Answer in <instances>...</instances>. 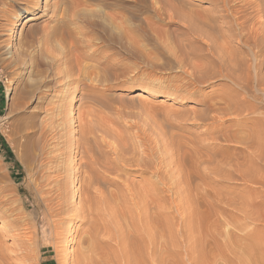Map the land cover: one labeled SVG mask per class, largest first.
Here are the masks:
<instances>
[{"label": "rangeland", "instance_id": "374dc122", "mask_svg": "<svg viewBox=\"0 0 264 264\" xmlns=\"http://www.w3.org/2000/svg\"><path fill=\"white\" fill-rule=\"evenodd\" d=\"M53 1L55 0H38L35 15L31 14L34 19L27 21L29 14H24L22 19L16 21V13L27 6L26 0H0V21H3L0 37V264H30L29 261L21 260L20 256H17L21 253L17 251L10 231L16 230L21 235L27 224L37 223L46 212L45 198L53 196L48 194L50 186L42 179L46 170L41 166L45 150L41 148V142L36 145V134L39 133V120H42L41 116L44 114L42 106L45 102L58 98L65 88L79 98L74 102L76 115L71 128L74 133L73 139L77 137L79 141V125H90L94 135H98H95L98 142L102 143L101 148L105 150L107 147L104 142H112L115 145L123 141L149 143L156 160L160 158L162 176L158 179L150 173L139 174L138 170L132 169L133 166L126 167L122 164L120 166L122 170L110 175L100 167V171L108 176V183L102 185V189L100 187V190L104 189L100 196L104 199L98 197L100 200L96 201L95 216L92 219L81 214L76 215L74 208L85 206L83 196L79 198L78 181L83 176L80 172L83 170L82 164L79 162L81 160L83 163L85 159L81 153L77 154L74 151L78 144L77 141L74 142L70 148L74 162L72 161L70 167L75 164H79V167L75 165L74 172L70 171L72 175L70 180H73L67 189L68 200L64 203L65 208L63 207L65 213L58 216L63 226L70 222V229L66 230L61 225L54 228L42 227L40 231V228L36 227L39 233L31 246H37L38 251L27 252L29 256H37L39 264H59L57 258L66 255L65 264H74L77 250L92 240L91 243L98 248L103 245L100 247L102 251H99L102 253L94 258L98 264H105L104 261L109 256L112 259L117 254L125 256L119 258V264H128L127 257L131 261L135 256L141 264L140 249H143L145 242L148 244L154 239L158 241L159 247L157 244L156 247L160 252L159 264H264V141L258 143L260 140H257L258 133L264 131L257 129V113L252 114L244 109L241 113L232 112L229 116L225 114L226 111L225 113L218 111L219 107H225L218 101L219 95L233 84L226 79H219L217 76L209 77L208 82L206 80L191 83L193 76L206 72L209 76L212 69L218 68L217 59L208 58L206 42L207 38L215 39L227 29V23L219 17L225 13L220 11L221 8H217L222 3L219 5L218 0H82L83 5L78 8V14L80 13L82 18L87 17L85 19L89 21L97 20L110 27L111 15L118 14L128 18L134 29L144 28L147 31L144 38H139L143 47L131 54L125 55L120 43L113 44L110 52L116 53L118 63L124 62L127 56L128 68L126 71L121 66L114 70H100L101 74L116 79L109 85L97 84V94L100 97L102 95V99L98 101L88 97L89 87L87 90L84 86L88 83L85 80L87 74L78 71V68L87 65L86 69L91 70L95 63L82 57L76 60L77 52L72 53L74 51L72 42L80 36L76 26H82L83 22L68 25L75 32V34L72 32L73 39L64 36L66 39L63 40L61 35L47 37V32L53 26L61 24L59 20L63 16L60 12L54 20L47 18L45 13ZM68 1L60 0L63 2L61 7L66 6ZM44 4L48 5L42 12ZM159 6L161 10L158 20L155 8ZM229 16L231 18L232 13ZM29 24L33 32L27 36L25 30ZM10 29H14V34ZM82 29L84 33L92 35L93 39L107 37L101 26L91 25ZM8 32L10 33L6 35ZM12 34L15 39H11ZM58 37H61L60 42L56 41ZM109 42L112 41L109 39ZM224 43L226 47H233L235 53H240L238 48L244 50L241 43L234 39L232 41L226 38ZM80 45L84 50L87 49L82 43ZM225 50L222 53L226 52L224 56L227 57L230 54ZM219 54L221 55V52ZM231 56L230 58L236 60L235 54ZM65 57L70 59L67 66L73 68L72 75L65 79L60 77V73L57 77H52L54 67L65 66L62 62ZM78 60L80 62L83 60V63ZM251 61L249 63H252ZM101 68L103 67L100 66L99 69ZM75 70L77 72L74 73ZM249 72L254 73L253 64ZM262 72L264 64L261 66ZM76 73L77 77L74 76ZM179 81L191 83L184 85L181 94L183 92L186 94L192 89L193 95L183 94L186 98L180 100L179 97L165 98L161 95L141 93L144 86L152 83L158 92L169 91L170 85L177 82L179 84ZM64 84H67L65 88ZM252 90L246 94L245 99L261 105L259 110L264 112L261 92H257L260 99H254L249 95L254 92L256 94V91ZM209 102L214 105H208ZM76 116L79 118L82 116L85 121ZM26 142L30 143L29 146ZM130 152L132 155H128L130 156L128 159L134 163V160L140 157L139 151ZM21 153L23 160L19 161L17 156ZM133 155L136 157L134 160ZM115 157V154L109 156L113 159ZM156 160L153 159L154 164ZM201 174L204 176H200ZM145 179L156 183L151 187L144 183ZM108 185L112 186L109 190ZM153 188L160 189L159 197L154 195ZM118 189L119 191H116ZM69 193H72V196ZM113 193L115 198L111 200ZM105 197H109L110 200ZM53 220L57 221V218ZM93 224L99 229L94 238L88 234L89 228H92L90 225ZM50 236L54 238L51 239ZM80 238H84L85 241ZM95 238L96 241L93 243ZM105 242L110 243L111 248ZM102 248L106 253L109 252L107 253L109 255H106ZM127 251L130 256L127 255ZM147 251L149 252L147 255L151 256L154 248L150 245ZM153 263L150 260L148 264Z\"/></svg>", "mask_w": 264, "mask_h": 264}, {"label": "bare ground", "instance_id": "6f19581e", "mask_svg": "<svg viewBox=\"0 0 264 264\" xmlns=\"http://www.w3.org/2000/svg\"><path fill=\"white\" fill-rule=\"evenodd\" d=\"M81 1L82 0H69L68 1L69 3L66 4V6H64V7H61V5H62V3L64 1L61 3L60 0H55V1H53L51 3L50 8L48 9V12L46 11V13H45L47 18L51 19V20H54L58 16V14L60 12H61V15H63V16H62L61 20H59V22H61V24H58V25L56 24L55 26H53L50 29V31L47 32V34H48L47 37L48 36H50V37L51 36H55L56 37L58 35H61V37H63V38H64V36H66V37L68 36V37H72V39H73L74 37L72 36V32H74V30L72 31V29H70V27L68 25L69 24L77 25V24H80V23L83 22L82 26L81 25H77L76 29L78 30V34L80 36H83L84 38H81L79 35H77L80 38L77 37V38H75V40H73L72 44H73V50L74 51H72V53L77 52V54L75 53V55H76L75 59L76 60L78 59V57L79 58L82 57L84 59L91 60L92 62L95 63V64H93V67L90 66L91 68H93L91 70H87L86 69V67L88 66L87 65L85 67H80L81 69L78 68V71L82 72L83 74L84 73L87 74V77H86L85 80L88 83L86 85H84V86L86 87L85 89H87V90H88V87H89V91L86 90L87 93H89L88 97L89 98L91 97L93 100L100 101V99H102V95L100 97L97 94L98 93L97 84H99V86L103 85L102 83H107L109 85L110 83L113 82V80L116 79V77L112 78V77H107V75L105 76L104 74H101L100 70H102V69L103 70H107V69H109V70L113 69L114 70V68H117L118 66H121V68H123L124 71H126L127 68H128L127 56L125 57V61L124 62L118 63V61H116V57H115L116 53L114 51L110 52L111 51L110 49L113 47V44L114 43H120V48L124 51L125 55L126 54L127 55L131 54L134 50H139L141 47H143V43H140L139 38L140 39L144 38L145 34L147 33V31L144 28H140L138 30L134 29V25H132L129 22L128 18H124L123 16H120L118 14L117 15L114 14V16L111 15V18H110V21H109L110 27L101 24L97 20L89 21V20L85 19L87 17L82 18V16H80V13L78 14L79 6L83 5L82 4L83 2L81 3ZM140 1H142V0H140ZM218 1H220L219 5H220V3H222V5L219 6V7L217 6V8H221L220 11L225 13L224 15H220L219 17H221L223 19V21H225L227 23V29H226V31L220 33V36L215 38V39H212L210 37H209L210 39L207 38V42L208 43L206 42V44L208 46V48H207L208 58L209 57L210 58L211 57L212 58L215 57L217 59L218 63H219L218 68L217 69H212L210 71V73H209V76H208V72H206L205 74L201 73L200 75H196V76H193L192 78L191 77H189V78H191V83L192 82L194 83L196 81L203 82V81H206V80L208 82L209 77L211 78V77H217V76L220 77L219 79H226V80L232 82L233 83V84H231L232 86H230V87L228 86L227 90H225L224 92H222L219 95V100L218 101H221L225 105V107H219L218 111L221 110L224 113L226 111L225 114H228V115L229 114L231 115L232 112H235V114H236L238 111L241 113L244 109L249 111V112H251L252 114L253 113H257V115H256V117L258 119V125H257L258 128L257 129H261V130L264 131V114H263L264 112L262 111L263 112L262 113L259 110V108H261V105H258L257 103L251 102L248 98H246V99H248V101L245 99L246 94L252 92L253 91L252 89H254L256 91V94L254 92V93H251L249 95H251L254 99H260L258 97L259 95L257 96V92H261V95H262L261 96V100H262V102L264 101V72L261 73V66H262V64H264L263 63V59H264V0H218ZM236 4L238 6H236ZM26 5H27L26 7L20 9L16 13V16H15L16 21L22 19L24 17V14H29L28 17H27V21L34 19L31 14H34L35 9L38 8V0H26ZM47 5L44 4L42 12H44V10H46L45 7H47ZM160 10H161L160 6L155 8V12H156V16L158 17V20L160 19ZM216 12H217V9H216ZM230 13H232V17L231 18H229L230 17L229 16ZM4 15H6V14H4ZM83 15L86 16L85 14H83ZM6 16H8V15H6ZM40 16H41V14H40ZM40 16H38V17H40ZM87 16H88V14H87ZM88 18H91V17H88ZM215 20H217V19H215ZM1 22H3V21H0V37L2 35L1 32L3 31V30L1 31L2 26H3V24L1 26ZM4 22H6V21H4ZM189 24H191V23H188V25ZM91 25L101 26L104 29V31H105V33H106L108 38L103 36V37H100V38L97 37V38L93 39L91 37L92 35L90 36L87 32L84 33V30L82 29V27L89 28V26H91ZM188 25H187V27H188ZM7 29H9V28H7ZM30 29H31V26L29 24V26L25 30V35L28 36V35H30L33 32ZM11 30L12 29H10V31ZM9 33L10 32L6 33V35H8ZM12 33L14 34V29L12 30ZM13 34L11 36V39H15ZM74 34H75V32H74ZM61 37H58L59 40H57L58 39L57 38L56 41L60 42V38ZM87 37H88V39H87ZM226 38L230 39L232 41L234 39V41L236 40V42H240L242 47H244V50H240V48H238L240 53H235V50H233V47L229 46L230 49H229V47H226V44L224 43V39H226ZM51 39H53V38H50V40ZM65 39L66 38H64L63 40H65ZM109 39H110V41H112L111 43L109 42ZM46 40H48V39H46ZM80 43H82L83 46H85L87 49L84 50V48L81 47ZM106 43H108V44H106ZM68 44H70V43H68ZM225 48H228L230 50V52H231L230 53L228 51V49H226L229 52V54H230V55L228 54L229 56H227V57L224 56V55H226V52H225V54H223ZM67 50H69V48ZM222 51H223V53H222ZM67 52L71 53V51L70 52L67 51ZM219 52H221V55L219 54ZM236 52H237V50H236ZM234 54H235L234 57H236V60H235V58H234V60L232 58H230V56L234 55ZM247 57L252 58L251 59L252 61L249 60V58H247ZM258 57H259V59H257ZM82 58H80V59H82ZM62 59H63V57H62ZM68 60H70V59L68 57L67 58L65 57L64 60L62 61L65 64L64 67H60V66L54 67L53 66L54 69H52L53 67H51L52 75H53L52 77H54V76L57 77V75L59 73L61 74L60 77H62L63 79L68 78V77H70L72 75L73 72H71V70L73 68L70 69V66L69 67L67 66ZM248 60H249V62L251 61L252 63H249ZM78 61L80 62V60H78ZM58 62H56V63H58ZM252 64H253L254 73H255L254 76H253V74H254L253 72H251V73H253L252 76L250 75L251 73L249 72V69H250ZM53 65H54V63H53ZM68 65H70V64H68ZM61 66H62V64H61ZM100 66L103 67V68L99 69ZM90 67H88V69ZM61 69H63V71H60ZM75 72H77V71L75 70L74 73ZM75 75H77V73L74 74V76ZM75 77H77V76H75ZM75 77H73V78H75ZM55 78L53 80H55ZM79 78H78V80H82L83 79V78H81V79H79ZM178 78H179V76H178ZM57 79H59V78H57ZM181 79H182V77H181ZM184 80H185V78H184ZM73 81H75V80L73 79ZM171 81H172V79H171ZM70 82L71 81H69V83ZM184 82H182V81L180 82L179 81V84H177L178 82L176 84H174V82H173L174 85H172V84H171L172 86L170 85V89L168 88L169 91H163V92H158L157 89L154 87L153 83H152L153 85L150 84V85L144 86L142 89L141 88L140 89L142 91L141 93H144V94L147 93L149 95H156V96L157 95H161V96H164L165 98L166 97H172V98H178L179 97L180 100H183L184 95L185 96L187 94L190 95V94H192L191 92H193V91H191L192 90L191 89V90L188 91V93L184 94L185 92H183L184 95L181 94L183 88L185 87L184 85L189 83L188 81H186L185 83ZM52 83H51V85H52ZM191 83H189V85H191ZM55 85H53V86L55 87ZM70 85H71V83H70ZM65 86H67V84H64V87L63 86L62 87L65 88ZM73 86L74 85H72V87ZM48 87L49 86H47V88H46L47 90H48ZM60 89H58V90H60ZM65 89H62L61 93L59 92L60 96L58 98H56V99L53 98L55 100H53V101L49 100V101L45 102V105L42 106L41 109L44 111V114H42L43 117L41 116L42 120H39L40 127H38V128H40V130H38L39 133L36 134L37 135L36 145L39 142H41L42 143V147L41 148L45 150V156H44V158L42 157L43 158V162H42L43 165H41V166L46 168V170L44 169L45 170V174L42 173L43 174L42 175V179L44 180L46 185L50 186V190H48V194H51L54 197L51 196V198H49V199H48V197L45 198L46 202L45 203L43 202V203L45 204L44 206H46V208H45L46 212H44L42 214V218L40 220L38 219L39 221L37 223L31 224V225L27 224L25 226L26 228L23 230L24 232H22V234H21V235H23V237H20L21 235H19V233L16 232V230L10 231L11 232L10 236L12 237V239L16 243V249H17V251L19 253H21V254H19L17 256H20L21 260L29 261L30 264H39V262L37 260V256L31 257V256H29V254H27V252L34 251L35 253H37V251H38L37 246H35V245L33 247L31 246V245H33L32 243H33V240L35 239L36 235L39 233L38 232L39 229L37 230L36 227H39L40 231H41L42 227H53L54 228V227H61V225H62V220H58V216L61 215L62 213H65V211H64L65 210L64 209L65 208L64 203L68 200L67 189L69 188L70 184L72 183L71 181L73 180V179L70 180V177L72 178V175H71L70 171H73L74 166L76 165L75 164L73 167H70L71 166L70 164L74 162L72 160V156H71L73 153H72V150L70 149V148H72L71 146L74 145V142H76V141L78 142V144L75 147L76 149L74 151H76V153L77 152L81 153L83 155V158L85 159L83 163L81 162V160L79 162V164L80 163L82 164L81 166H82L83 170H80V172H81V174H83V176L81 177V179L78 180V181H80V188H79L80 197L79 198H81L83 196V200H84V205L85 206L84 207H82V206L79 207L78 206L77 208L75 207L76 209L73 207L74 211H75L74 213H76V215L81 214L83 217H86L88 219H92L95 216L94 210H95V207L97 206L96 201L100 200L99 198L104 199L103 197H100L102 195L101 193L104 191V189L100 190V187L102 185H106V183H108L107 182V177L108 176L106 177L105 174L109 172L110 175H111V173L112 174L113 173H117L118 170H120V169L122 170V167L120 168L121 164L125 165L126 167H132L133 166L132 169L138 170L139 174L150 173V174L154 175V177H156L158 179H161V176H162V170H161L162 166L160 165V158H157V160H156V158L154 156V153H153L154 151H153L152 147L149 145V143L145 144L142 141H138V142H125V141H123V143L120 142V144L115 145L112 142L111 143H106V142H104L106 140H104L103 142H104V144L107 147V149L105 150V148L104 149L101 148L102 147V143L100 144V142H98V139L95 137V135H97V134L94 135V132L92 130V126H90V125H86V126L79 125V127H80V129H79L80 135L78 136L79 141H78L76 136H75L76 140L73 139V136H74L73 134L74 133L72 132L71 128L73 127L74 120H75V115H76L75 114L76 112L74 110V102L77 101L79 98L76 97V96H73V93H71V91H70V93H71L70 94ZM70 90H72V89H70ZM39 92H40V90H39ZM47 93H49V92H47ZM41 94H42V91H41ZM52 96H53V94H52ZM141 96H142V94H141ZM184 98H186V97H184ZM21 101H19V102H21ZM208 105L211 106V105H214V104L209 102ZM37 117H38V115H37ZM76 117L78 119H80L82 116H80V118L78 116H76ZM86 117L87 116H85V118ZM39 118H40V116H39ZM89 118H90V116L88 117V119ZM90 120H86V122L90 121ZM92 120H94V119H92ZM83 121H85V120H83ZM86 122H85V124H86ZM82 125H84V124H82ZM100 126H102V125H100ZM23 136H25V135H23ZM258 136H259V138L257 140H260V141H258V143H263V141H264V132L258 133ZM26 138H28V137L26 136ZM24 141H26V140H24ZM30 142H31V140H30ZM26 143L25 144L29 146L30 143L29 142H26ZM119 146H120V148H118ZM259 147H260V145H259ZM27 148H29V147H27ZM130 151H136V152L139 151L138 152L140 154L139 159L138 158L135 159L136 157H134V155L136 156V154L133 153L134 154L133 155V160L134 159L136 160V161L134 160V163L131 162L132 160L128 159L132 155ZM41 153H42V151H41ZM24 154H25V150H24ZM34 154H36V153H34ZM111 154H115L116 157L114 159L113 158H109V156ZM128 155H130V156H128ZM34 156H36V155H34ZM126 156H128V157H126ZM161 156H162V154H161ZM17 157L20 159L19 161L23 160L22 159V157H23L22 153L19 154ZM39 157H38V159H39ZM41 159L39 161H41ZM153 159L156 160L155 161L156 164H154ZM79 164H77L78 166L77 165L76 166L79 167ZM100 167H103L105 169L106 173H102L100 171ZM127 171H125V172H127ZM69 174L71 176H69ZM200 176H204V174H201ZM156 178H155V180H156ZM39 179H40V177H39ZM111 180H113V179L111 178ZM144 183L149 184L151 187H153L154 183H156V182L148 181V180L145 179ZM158 183H159V180H158ZM156 186H157V184H156ZM108 187H109V185H108ZM111 187H109L108 190ZM105 188H107V187H105ZM101 189H102V187H101ZM115 189H117V188H115ZM116 191H119V189L116 190ZM116 191H115V193L117 194L118 192H116ZM153 191H155L154 195L159 197L160 189L153 188ZM69 194H71L70 196H72V193H69ZM109 194H111V193H109ZM113 195H114V193L112 194V197H110L111 200H113L115 198V196H113ZM84 197H85V199H84ZM116 197H117V195H116ZM105 198H109V197H105ZM110 198L108 199V201L110 200ZM131 198H132V196H131ZM41 200H44V199H41ZM83 200H82V202H83ZM156 200H157V198H156ZM117 202H118V200H117ZM130 202H132V201H130ZM70 209H67V210H70ZM146 211H145V214H146ZM70 212H73V211L70 210ZM126 212H127V210H126ZM66 214H69V213H66ZM73 215L75 216V214H73ZM68 216H70V215H68ZM161 217H162V215H161ZM53 218H55V219L57 218V221L53 220ZM70 225H71L70 222H68L67 224L65 223V226L62 225V228L65 227V229L68 230ZM8 226H9V223H8ZM90 227H92V228L90 229L88 227L89 228L88 234H89L90 237L94 238L95 236H97L96 234L98 233L99 229H97L96 226H94V224L90 225ZM109 227H110V225H109ZM135 227H136V225H135ZM113 228H114V226H113ZM7 232L10 234L9 230ZM56 233H58V232H56ZM88 234H87V236H88ZM40 235H42V234L40 233ZM39 237H41V236H39ZM90 237H88V238H90ZM50 238H51V236H50ZM53 238H51V239H53ZM107 238H109V237H107ZM80 239H82V238H80ZM83 239H82V241H83ZM144 239H142V240H144ZM150 240H148V241H150ZM53 241H55V240H53ZM86 241H87V239H86ZM91 241H89L88 244L86 243L87 245H84V244H83L84 246L81 245V246H83L82 249L77 250L78 253L75 255L76 257L74 259V264H98V262H96V260L94 258L99 253H102V252H99V251H102L100 249V247H102L103 245L100 246V244H98L100 246L98 248V246L92 244ZM95 241H96V238L94 239L93 243ZM145 241H146V239H145ZM62 243H64V241H62ZM146 243L147 242H145V244ZM157 243H158V241H155L153 239V241H150V243H148L146 245L145 244L143 245V249H140V253H141L140 254V262H141V264H143L144 262H146L144 264H148L150 260L152 262H154L153 264H155V263L159 264L160 252H159V249L156 247ZM106 244H108V243H106ZM150 245L152 246V248H154V251L151 254V256L147 255V253L149 254L147 249H150ZM157 246H158V244H157ZM110 248H111V246H110ZM55 249H57V248L55 247ZM102 249H104V248H102ZM104 251H105V249H104ZM104 251H103V255L106 253V251H105V253H104ZM61 252H62V250H61ZM107 253H109V252H107ZM107 253H106V255H109ZM126 253H127V255H129L128 251ZM111 254H113V253H110V255ZM65 256H60L59 258H57L58 261H59V264H65V260H67V258ZM148 256L150 257V259H149ZM120 257L121 258H125L124 255L122 256L121 254L120 255L117 254L116 256H113L112 259L109 256L108 259L106 261H104V262H105V264H119L120 263L119 262L120 261L119 260ZM126 260H127L128 264H140L136 256H135V258L133 257V260H131V261L129 260V257H127Z\"/></svg>", "mask_w": 264, "mask_h": 264}]
</instances>
